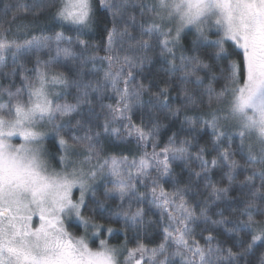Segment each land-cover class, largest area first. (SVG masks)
Instances as JSON below:
<instances>
[{"label":"snow or ice","instance_id":"6c2138e0","mask_svg":"<svg viewBox=\"0 0 264 264\" xmlns=\"http://www.w3.org/2000/svg\"><path fill=\"white\" fill-rule=\"evenodd\" d=\"M0 264H264V0L5 3Z\"/></svg>","mask_w":264,"mask_h":264},{"label":"trees","instance_id":"16d2710c","mask_svg":"<svg viewBox=\"0 0 264 264\" xmlns=\"http://www.w3.org/2000/svg\"><path fill=\"white\" fill-rule=\"evenodd\" d=\"M9 2H11V3H14L15 2V0H0V12H2L3 11V5L5 4V3H9ZM29 2H30V0H29ZM103 53H101V55H102ZM9 63H11V59L9 58V61H8ZM69 100H71V97H69ZM167 135H168V133L167 132H165L164 134H163V139L166 141V139H167ZM159 239V233H158V230H157V236H156V240H158ZM119 242V240L118 239H112V243H118ZM155 242V241H154Z\"/></svg>","mask_w":264,"mask_h":264},{"label":"rangeland","instance_id":"374dc122","mask_svg":"<svg viewBox=\"0 0 264 264\" xmlns=\"http://www.w3.org/2000/svg\"><path fill=\"white\" fill-rule=\"evenodd\" d=\"M69 231L73 232V233H76V234H79L78 232V229L76 227H69Z\"/></svg>","mask_w":264,"mask_h":264}]
</instances>
